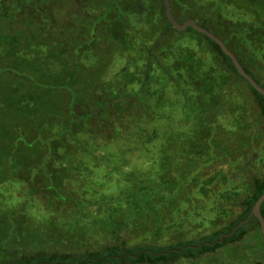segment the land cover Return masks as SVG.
I'll list each match as a JSON object with an SVG mask.
<instances>
[{"label":"rangeland","instance_id":"1","mask_svg":"<svg viewBox=\"0 0 264 264\" xmlns=\"http://www.w3.org/2000/svg\"><path fill=\"white\" fill-rule=\"evenodd\" d=\"M48 1L52 4L48 23L39 22L37 16L30 17L28 8H20L21 15L33 23L23 20L8 26L7 22L4 25L0 22V34L18 36L16 57L27 58L22 71L15 70L14 64L0 63V259L34 251L78 254L100 250L105 245H173L172 249H176L174 244L177 242L196 240L235 218L242 209L237 202L249 192L245 185L251 183L252 175L264 174V118L259 115L256 101L244 81L230 73L231 88L221 94L189 93L183 97L185 93L179 92L180 106L187 104L189 108L186 109L187 116H183L178 125H170V135L164 134L163 125L178 117L179 106H173L174 117L169 119L159 114L164 109L158 111V116H139L141 112H153L150 104L154 99L148 95L149 103L138 105L142 108L136 106L137 102L132 98L126 100L133 118L126 120L124 117V122L120 123L116 119L112 121L118 136L113 134L112 126L107 125L102 139L97 135L94 120L83 122L77 119L73 127L80 128L84 134L67 144L70 141L63 142L58 133L63 129L68 113L89 111L91 103L102 95L101 85L98 86L97 82L112 79L114 72L123 65L134 68V58L139 55L144 61L146 51L142 47L140 51L130 50L129 57L121 52L112 57L105 55L107 67L101 69L103 73L99 75L89 50L74 57L64 48L72 43L90 45L92 40L86 39L85 33H78L88 24L87 21L102 12L100 0ZM48 1L37 2L41 11ZM243 1L224 0L228 8L226 16L230 20L236 23L245 18L250 22L255 15L258 14V18L264 15L263 2L250 0L245 5ZM154 5L156 9L158 5L155 2ZM8 13L13 14L12 7ZM71 14L78 18L69 20ZM240 28L241 24H236L234 32H222L228 36L230 45L242 37L262 38V31L257 30L256 37L243 35ZM44 31H49L44 42L32 43L38 33L44 36ZM95 35L100 42L101 32ZM221 39L227 44L225 38L221 36ZM12 46V43H1L0 50L4 52ZM53 53L56 57L51 59ZM252 54L254 58L250 60L246 56L240 57L264 87V50ZM204 57L206 62L213 63L212 53H204ZM171 60L161 63L170 64ZM63 61H67L71 75L63 73L60 65ZM141 61L139 57L137 64ZM77 63L81 65L77 67ZM7 66L10 67L7 69ZM158 67L159 64L155 69ZM154 79V83L148 86H157ZM71 80L75 82L70 94V85L62 89L61 84ZM212 82H218V77L211 76L207 81L208 87L214 90L217 87ZM92 83L95 86L91 91L89 85ZM36 88L39 94H34ZM229 98L232 113L229 107L225 111ZM215 99L219 104L218 115L215 114ZM116 103L121 108L123 99ZM238 106L240 112H234ZM197 108L208 121L211 116H216L218 121L215 124L219 128L210 140L215 146L205 148L200 157L188 152V148L196 149L190 142L197 140L201 132L199 125L194 124L197 120L194 109ZM191 109L193 117L190 116ZM29 118L35 119L40 131L29 125ZM222 130L229 133V137H224ZM19 132L21 137L15 139ZM54 136L58 137L59 143L62 142L58 157L43 166L39 155L47 149L44 138ZM193 136L196 138L192 139ZM28 143L38 147L23 149L22 146ZM13 147L18 149V159L26 162L16 168L11 166L14 158L1 150ZM231 149L234 155L227 154ZM182 150L192 155V161L191 157L182 154ZM65 154L73 160L69 162V157L61 159L60 156ZM215 173H220L219 178L206 186L204 180ZM233 189L238 191L236 195L230 193ZM51 199L54 206L49 203ZM90 203L93 205L88 206ZM247 228L246 235L238 242L196 260L181 259L168 264H263L260 228L255 224Z\"/></svg>","mask_w":264,"mask_h":264},{"label":"trees","instance_id":"2","mask_svg":"<svg viewBox=\"0 0 264 264\" xmlns=\"http://www.w3.org/2000/svg\"><path fill=\"white\" fill-rule=\"evenodd\" d=\"M38 1L41 0H0L1 24L7 22L6 24L11 26L19 21H31L29 18L24 19V16L21 15L23 11L20 10V8L23 10L28 8L27 12L30 11V17L37 16L39 22L46 21L48 23L49 20H51L49 8L52 7V4L47 0L48 3L45 4L46 7L41 11L40 4L37 3ZM154 2L158 5L156 9ZM243 2L246 5V3L250 2V0H244ZM258 2L263 4L264 0H258ZM100 3L103 7L102 12L98 14L97 17L93 16L90 21H87L88 24L81 27L78 33H85V38L92 40L90 45L88 46L82 41L83 44L80 45L76 43H72L70 47L65 45L66 48L64 49L67 51L69 50L74 57L79 56V53L84 54L86 50H89L90 55L93 57V63L96 66V70L100 72L98 73L99 75H102L103 73L101 69H105L107 67V63H104L105 55H107V57H112L118 52H121L127 53L126 55L129 57L130 50L138 49L140 51L143 47V50L146 51V57L144 61H141L142 56L137 55L136 58H134V64L132 59H129L134 68L129 65H123L122 68H117L118 70L114 72V77H112V79L106 81L101 78L102 80H97L98 82L96 81L98 86L101 85L100 93H102V95H99L95 99V102L91 103L92 107L89 108V111H78L77 113L70 111L68 113L66 121L62 124L63 129L58 133L63 139V142L69 140L70 142L67 144H71V142L77 141L79 136H83L80 135L84 134L83 130H80L78 127H73L77 119L82 120L83 122L86 120L87 122L94 120L96 123L97 135L103 139L106 133L105 130H107L105 129L106 126H112V121L114 119L117 121L119 120L120 123L124 122V117H127L126 120H128V118H130V120L133 118L132 114L129 113L130 107H127L128 105L125 103L126 100L132 98V100L137 102L136 106H146V103H149V98H147L148 95L154 99V102L150 104L153 108V112H141L138 114L139 116H145V114H154L158 116L161 114L166 119H169L174 115L172 112L173 106H179L180 112L177 114L178 117L175 119L173 118V121L166 122L163 125L164 134L170 135V125L173 123L178 125L181 118L183 116H187L186 109L189 108L187 107V104H185L184 107L180 106L181 101L178 98V93H185L183 97H186L189 93H196L199 95L202 93L206 94L212 92L210 93L212 96L217 95L218 93L221 94V91L231 88V86H229L230 73L235 75L240 81H244L256 101L259 115L264 118V96L256 91L239 75L229 57L222 52L219 46L212 39L191 27H188L183 31L172 28L170 21L165 15L163 0H100ZM170 5L172 14L176 20L182 22L187 18H192L199 25L217 35L220 39L221 36L225 38L227 44L232 48L231 49L223 40L228 49L231 50L237 57L245 71L253 76L260 84L259 79H257L253 73L249 71V69H247L240 55L246 56V59L250 60L251 57H253L252 53L255 52V54H259L261 50H264V15H261L259 18L257 17L258 14L255 15V19H252L251 21L256 20V23H251V21L249 22L245 18H242L241 21L235 23V21L230 20V18L226 16L228 8L224 5V0H170ZM11 7L13 14L9 15L8 9ZM73 17L78 18L76 14H71L69 20ZM239 18L240 17H238V19ZM236 24H241L242 28L240 29H242L243 35L250 34V36L254 35L257 37L258 30L262 31V38L254 39L251 37L250 39H247L242 37V40L233 39L234 42L230 45L228 36L225 37L222 32H234ZM98 26L100 27L98 28ZM42 28L45 30L44 27ZM94 32H101L102 38H100V42L96 40ZM251 32L253 33L251 34ZM48 33L49 31H44V36L41 35V33H38L37 37H34L32 43L36 41L39 44L43 43L44 39H46V34ZM16 41H18L17 35L0 34V44H13L12 47L4 49V52L2 51L3 49L0 50V63L8 62L9 64H14L15 70L22 71V64L27 62V58L23 56H19V58L16 57ZM96 43H99V45ZM92 45H94V47H92ZM248 45L252 48V50H250ZM122 48H124V51H122ZM27 49L28 51H32L31 48ZM59 51L61 55L62 49ZM209 52L212 53L213 56L212 58L214 61H212V64L206 62V57H204V53ZM248 53H251L252 56L251 54L248 55ZM87 55H89V53H87ZM54 57H56L54 53L50 55L51 59H54ZM139 57L141 62L140 64H137ZM159 57L161 58L160 61ZM171 58L172 60L170 64L164 62L162 65V61ZM32 60L37 61L36 58H32ZM39 63L42 62L39 61ZM66 63L67 61L60 62L61 69L64 74L71 75L70 70H67L68 64ZM157 64H159L158 70L155 69ZM43 65L45 66V63ZM76 65L78 67L81 63H77ZM9 67L10 66H7V69ZM160 69L163 70L160 71ZM126 71L127 73H125ZM211 76L218 77V82L211 83L217 87L214 90L212 87H208L207 84V81H210ZM153 79L157 81L155 82L157 86H148L149 83H154ZM73 82L75 81H63L61 84V87H63L62 89L70 85V89H68V91L71 94L73 91ZM89 86L92 91L95 84L92 83ZM38 90L39 89L36 88L34 90V94ZM37 93L39 94L40 92ZM229 94L230 93H228V95ZM119 99H123V106L121 108L116 103ZM76 100L78 101V99ZM214 102L217 106L215 114L218 115L220 110L219 104L216 103L217 99H215ZM226 103L227 105L225 106V111L228 109L227 107H229L231 110L230 113H232L233 106H230L232 103L231 99L229 98ZM158 111L161 112L158 114ZM192 111L193 109L190 110V116L193 117ZM194 111L197 116L195 118L197 120L194 124L199 125L201 132L200 135L197 136V140L193 139L196 138L193 136V140L190 142L196 147V149L191 150V148H188V152L192 155L200 157L201 154L205 153V148L208 149L215 146V144L211 143L210 140L216 133V129H219L217 124H215L217 123L218 118L216 116H211V119L208 121V119L202 116L203 113L201 109L198 110L197 108L194 109ZM234 112H240L239 106L237 107V111ZM212 117H214L213 121ZM37 124L38 123L34 118H29V125L34 128L35 131H40V128H36ZM114 130L113 134L118 136L119 133H116V131L118 132L116 127ZM221 132L225 133L223 130ZM224 133L222 134L224 137H229V133ZM15 136V139H19L21 137L20 132L15 134ZM44 139L45 140L43 142L44 145L47 146V149L45 152L41 151L39 155L43 166H45V163L48 161L54 160V157H58V148L62 145V142L60 141V144L59 140H57L58 137L56 136ZM169 139L165 142L166 146ZM203 142H209V145L202 146L201 143ZM35 147H38V145L28 143L22 146L23 149H35ZM1 150L4 151L3 153L6 154V156L11 159L14 158L11 164L12 167L16 168L19 165L26 163L23 162L22 158L18 159V149L13 147L8 149L3 148ZM182 151V154L185 153V156L191 157L190 160L192 161V155H188L187 151ZM66 152L67 154L69 153V151ZM229 153L234 155V150L231 149L227 152V154ZM67 154L60 156V158L67 159L69 157V162L72 161V157ZM103 159L105 158L103 157ZM108 168H110V166H108ZM219 175L220 173H215L214 175L207 177L205 180L203 179L205 181V185L207 186L208 184L216 181V179L219 178ZM245 188H249V192L246 193V195L243 196L239 202H237L242 209L235 218L231 219L223 227L196 240L177 242L174 244L176 249H172L173 245L156 246L147 244L135 247H126L124 245H105L100 250L91 252L84 251L78 254L57 251H34L26 254L22 253L17 257L0 259V264H168L181 259L196 260L205 254L213 253L218 249L240 241L246 235L248 229L247 227L251 224L259 226L257 219L252 216L247 222L236 228L231 235H225L222 241H217L220 234L229 233L234 226L248 216L255 201L264 192V174L252 175L251 183L245 185ZM202 189L203 188H201V190ZM230 193L232 195H236L238 191L233 189ZM52 199L49 203L54 206ZM91 205H93V203H90L88 206ZM260 211L264 217V201L260 206ZM213 242L215 243L212 244Z\"/></svg>","mask_w":264,"mask_h":264},{"label":"water","instance_id":"3","mask_svg":"<svg viewBox=\"0 0 264 264\" xmlns=\"http://www.w3.org/2000/svg\"><path fill=\"white\" fill-rule=\"evenodd\" d=\"M163 2H164V6H165L166 18L170 21L172 28H174L176 30H179V31H183L186 28L191 27L194 30H196V31L204 34L205 36L209 37L210 39H212L219 46V48L222 50V52L229 57V59L231 60L233 66L235 67L236 71L239 73V75L244 80H246L256 91H258L260 94H262L264 96V88L256 81V79L253 76H251L250 74H248L245 71V69L243 68L242 64L239 62V60L233 54V52L228 49V47L223 42V40H221L213 32H211L208 29H206L205 27L199 25L192 18H187V19H185L182 22L176 20L174 18L173 14H172V11H171L170 0H163ZM263 201H264V192L257 198V200L253 204V206L251 208V211L249 212L248 216L244 220H241L236 226H234L229 233L220 234V236L217 239V241L218 242L222 241V239H223V237L225 235H231L236 230V228H238L239 226L243 225L252 216H254L257 219L258 223H259V228H260V231L262 233L263 250H264V217H263V215L261 214V211H260V206H261ZM214 243L215 242H213L212 244H214Z\"/></svg>","mask_w":264,"mask_h":264}]
</instances>
